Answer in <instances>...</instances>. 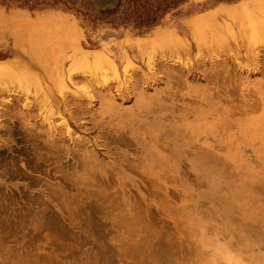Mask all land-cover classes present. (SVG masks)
<instances>
[{
  "label": "rangeland",
  "instance_id": "obj_1",
  "mask_svg": "<svg viewBox=\"0 0 264 264\" xmlns=\"http://www.w3.org/2000/svg\"><path fill=\"white\" fill-rule=\"evenodd\" d=\"M119 3L0 0V264L264 262V0Z\"/></svg>",
  "mask_w": 264,
  "mask_h": 264
},
{
  "label": "bare ground",
  "instance_id": "obj_2",
  "mask_svg": "<svg viewBox=\"0 0 264 264\" xmlns=\"http://www.w3.org/2000/svg\"><path fill=\"white\" fill-rule=\"evenodd\" d=\"M228 13V12H227ZM206 17V16H205ZM205 17H195L194 19H192L190 22H189V28H190V30L192 31V32H194V31H196L197 30V28H199L200 26H202L205 22ZM208 20V19H207ZM42 24V23H41ZM41 26H43V25H41ZM218 32V31H217ZM53 35V34H52ZM157 37V35L155 36V38ZM155 38H150V39H146V41H152V40H154ZM157 39V38H156ZM159 39H161V37L159 38ZM172 39H174V37H172V36H170V37H166V38H164V40H172ZM200 39V38H199ZM146 41H143V42H141V43H139V45H145L146 44ZM157 41V40H156ZM175 41V40H174ZM152 42H155V41H152ZM172 42H173V40H172ZM252 42H253V40H252ZM170 43H171V41H170ZM200 43H204L203 41H201ZM222 43V42H221ZM255 43V42H254ZM217 44V43H216ZM226 44V43H225ZM158 45V44H157ZM200 46H201V44H200ZM226 46V45H225ZM203 48H205V47H202V50H203ZM93 53V52H92ZM51 56V55H50ZM92 56H93V58H92V62H93V64H98V66L99 65H104V63H105V65H106V63H108L109 61H108V59L103 55V53H100V52H94V54H92ZM86 58H88V57H86ZM199 58V57H198ZM20 61V60H19ZM86 62H88V61H86ZM104 65V66H105ZM19 66V63H17V62H10V63H7V64H4L3 65V67H2V64H1V67H0V82H4L5 83V81L6 80H4V78H8V77H10L11 76V74H10V72H12L13 71V69L14 68H16V67H18ZM13 76V75H12ZM57 79V78H56ZM58 80V79H57ZM56 80V81H57ZM52 82V81H51ZM7 83V82H6ZM3 84V83H2ZM10 84V83H9ZM58 85V84H57ZM56 86V85H55ZM26 88H28V86L26 87ZM49 109V108H48ZM205 155V154H204ZM207 155V154H206ZM207 157V156H206ZM204 159V158H203ZM206 161V160H205ZM206 164V163H205ZM224 172V171H223ZM165 245V244H164ZM168 245H170V244H168ZM166 246V245H165ZM171 246V245H170ZM172 248V247H171ZM171 250V249H170ZM164 251V250H163ZM167 251V250H166ZM165 251V252H166ZM161 252H162V250H161ZM168 252V251H167ZM166 252V253H167ZM174 252H175V250H174ZM142 253H144V252H142ZM165 253V254H166ZM172 253V252H171ZM162 254H163V252H162ZM224 254V253H223ZM228 253H226L225 252V256L227 255ZM168 255H170V254H168ZM175 255V254H174ZM206 255V254H205ZM229 255V254H228ZM226 256L227 257V259H229V260H232V256ZM178 256V255H177ZM252 257V256H251ZM164 258H166V256L164 257ZM167 258H169V257H167ZM257 258V257H256ZM256 258H252V259H255L256 260ZM186 259H187V257H186ZM221 259V258H220ZM172 260V259H171ZM228 260V261H229ZM261 260V259H260ZM223 261V260H222ZM254 261V260H253ZM163 263H164V261H163ZM173 263V262H172ZM176 263V262H175ZM184 263V262H183ZM186 263V262H185ZM225 263H226V261H225ZM242 263V262H241ZM244 263V262H243ZM242 263V264H243ZM263 264H264V262H262ZM262 263H260V264H262ZM218 264V263H217ZM258 264V263H257Z\"/></svg>",
  "mask_w": 264,
  "mask_h": 264
},
{
  "label": "trees",
  "instance_id": "obj_3",
  "mask_svg": "<svg viewBox=\"0 0 264 264\" xmlns=\"http://www.w3.org/2000/svg\"><path fill=\"white\" fill-rule=\"evenodd\" d=\"M124 0H120L118 9L111 15H117L121 12L123 8ZM128 1V0H127ZM176 6V3H168L166 5L158 6L154 9H148L147 7H143V13L139 14V10H133L128 12L126 17L123 19L126 23L130 21H134L136 27L140 29L145 28L147 31L157 27L161 21L164 19L167 11L171 8Z\"/></svg>",
  "mask_w": 264,
  "mask_h": 264
}]
</instances>
